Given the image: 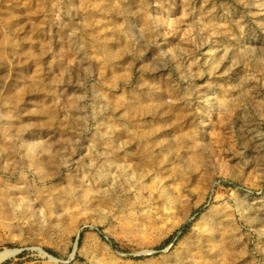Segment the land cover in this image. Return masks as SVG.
<instances>
[{
    "label": "rangeland",
    "instance_id": "1",
    "mask_svg": "<svg viewBox=\"0 0 264 264\" xmlns=\"http://www.w3.org/2000/svg\"><path fill=\"white\" fill-rule=\"evenodd\" d=\"M0 192V264H264V0H0Z\"/></svg>",
    "mask_w": 264,
    "mask_h": 264
},
{
    "label": "bare ground",
    "instance_id": "2",
    "mask_svg": "<svg viewBox=\"0 0 264 264\" xmlns=\"http://www.w3.org/2000/svg\"><path fill=\"white\" fill-rule=\"evenodd\" d=\"M15 193L20 194V190H16ZM1 195H3V194L0 192V197H1ZM3 196H4L5 198L11 197V195H10L9 193H7V194L5 193ZM12 196H13V195H12ZM1 202H2V201H1ZM8 203H10L11 206H13V208H15V209H19V208L21 207V205H18V204H17L14 200H12V199H10ZM71 221H72V220H71ZM66 229H67L68 233H70V234H72V235H74L75 232H76V230H77V228H76L75 226H69V225L66 227ZM39 253H40L41 257H42L43 259L47 260L50 264H57V261H56L54 258H52L51 256H49V255L43 253L42 251H39ZM16 255H17L16 252H5V253H3V254L0 255V263H1L2 261L6 260V259H12V258H14Z\"/></svg>",
    "mask_w": 264,
    "mask_h": 264
}]
</instances>
